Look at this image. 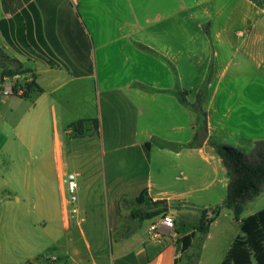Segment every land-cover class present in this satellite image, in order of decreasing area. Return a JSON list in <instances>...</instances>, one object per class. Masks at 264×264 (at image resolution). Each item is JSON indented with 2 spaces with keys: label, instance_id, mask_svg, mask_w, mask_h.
<instances>
[{
  "label": "crops",
  "instance_id": "1",
  "mask_svg": "<svg viewBox=\"0 0 264 264\" xmlns=\"http://www.w3.org/2000/svg\"><path fill=\"white\" fill-rule=\"evenodd\" d=\"M238 38L251 60H264V0H0V89L4 73L16 70L17 82L37 85L26 95L0 91V260L179 264L181 238L197 226H181L174 204L188 208L197 184L157 183L153 156L170 160L166 174L175 183L172 172L188 166L197 173L200 156L229 186L210 110L206 120L196 110L202 91L176 79L198 77V57L217 62L226 45L237 50ZM178 90L188 91L187 104ZM203 127L209 135L200 145ZM68 173L79 175L73 219ZM141 196L166 200L174 218L157 241L149 227L163 216H132ZM206 207L211 202L199 200V223ZM126 211L130 225L119 235Z\"/></svg>",
  "mask_w": 264,
  "mask_h": 264
},
{
  "label": "rangeland",
  "instance_id": "2",
  "mask_svg": "<svg viewBox=\"0 0 264 264\" xmlns=\"http://www.w3.org/2000/svg\"><path fill=\"white\" fill-rule=\"evenodd\" d=\"M243 39L238 38L236 51L235 46L226 45L217 62L203 63L201 56L198 57L199 66L201 65L198 77L193 71L188 72V76L176 80L177 85L199 86V92L202 91L205 95L201 103L205 113L203 117L206 120L208 106L211 119L216 124L215 128L212 127V131L218 135L219 143L231 146L241 145L250 150L255 142L264 140V60H260L259 57L251 60L247 55ZM188 49L192 47L189 46ZM183 58H186L185 55ZM195 160L198 163V172L195 173L188 166H183L180 170L172 172V175L180 180L175 183V180L168 179L169 175L166 174V171L172 167L170 160L161 159L155 154L153 156L152 173L157 183L166 185L167 188L179 186L184 188V179L188 178L186 187H190L193 183L197 184V190L187 196L188 208L181 209L174 204L179 224L187 230H192L200 224L199 200L211 202V209L223 204L221 198L228 191V187L221 181L222 174L216 175V171L200 156ZM215 177L216 182L207 187L211 179ZM0 195L2 196V191ZM124 208L128 210V207L124 206ZM262 209H264V192L243 203L241 218H246ZM130 217L129 211L123 214V229L119 235L127 232ZM210 232L209 239L207 235L198 233L193 247L183 254L179 264H220L232 241L240 233V222L234 218L231 209L222 207L218 222L212 226ZM13 258L7 255V259ZM0 264L4 262L0 260Z\"/></svg>",
  "mask_w": 264,
  "mask_h": 264
},
{
  "label": "trees",
  "instance_id": "3",
  "mask_svg": "<svg viewBox=\"0 0 264 264\" xmlns=\"http://www.w3.org/2000/svg\"><path fill=\"white\" fill-rule=\"evenodd\" d=\"M0 57H5L1 50ZM19 73L18 70L5 72L4 76ZM25 87L24 95L37 90L34 81L26 83ZM176 93L181 102L187 104L185 95L188 91L178 90ZM204 97L202 92L199 93L196 109L203 116L205 113L201 103ZM72 127L74 135L84 134L83 121L72 124ZM147 146L149 145L147 144ZM213 147L216 154L221 157L230 177L228 193L222 205L202 210L200 224L194 231L181 238L182 252L184 254L193 247L197 233L207 235L210 225L218 217L222 207H226L233 211L234 218L240 222V233L234 238L221 264H264V209L246 218H241L243 203L264 192V140L255 142L250 150L241 146L221 143H215ZM135 201L137 206L132 210V216L135 218L154 219L168 214L166 200L147 199L145 202L141 196L137 197ZM210 213L213 215L212 217ZM29 264L34 263L30 262Z\"/></svg>",
  "mask_w": 264,
  "mask_h": 264
},
{
  "label": "built area",
  "instance_id": "4",
  "mask_svg": "<svg viewBox=\"0 0 264 264\" xmlns=\"http://www.w3.org/2000/svg\"><path fill=\"white\" fill-rule=\"evenodd\" d=\"M14 76V75H13ZM11 75H5L3 77L2 85H1V93L4 95H24L26 92V83L30 81H25L24 83H19L15 80V77ZM77 173H68L64 179V185L67 193V204L68 208V217L69 219H73L74 217L80 216V208L78 206V193L77 190L79 188ZM175 224L174 218L171 214H167L161 218V222H155L151 224L149 227L150 237L152 240L157 241L160 237L159 229L161 226H165L168 228H173Z\"/></svg>",
  "mask_w": 264,
  "mask_h": 264
},
{
  "label": "water",
  "instance_id": "5",
  "mask_svg": "<svg viewBox=\"0 0 264 264\" xmlns=\"http://www.w3.org/2000/svg\"><path fill=\"white\" fill-rule=\"evenodd\" d=\"M208 135H209V132H208L207 127H203L200 131V136H199V139L197 141L198 144L203 145L205 143V141L207 140Z\"/></svg>",
  "mask_w": 264,
  "mask_h": 264
}]
</instances>
